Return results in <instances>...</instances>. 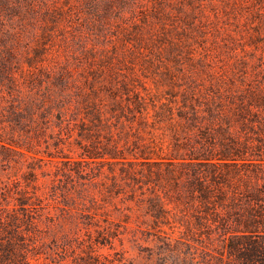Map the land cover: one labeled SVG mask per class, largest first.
Segmentation results:
<instances>
[{
  "label": "trees",
  "instance_id": "16d2710c",
  "mask_svg": "<svg viewBox=\"0 0 264 264\" xmlns=\"http://www.w3.org/2000/svg\"><path fill=\"white\" fill-rule=\"evenodd\" d=\"M117 39L119 65L75 73L0 38V169L29 159L0 177V264H134L97 248L132 221L166 248L218 242L220 264H264V68L162 69L152 37ZM56 223L85 236L47 242Z\"/></svg>",
  "mask_w": 264,
  "mask_h": 264
},
{
  "label": "rangeland",
  "instance_id": "374dc122",
  "mask_svg": "<svg viewBox=\"0 0 264 264\" xmlns=\"http://www.w3.org/2000/svg\"><path fill=\"white\" fill-rule=\"evenodd\" d=\"M124 27L140 30L144 39L152 37L153 52L143 48L142 58L151 53L154 65L162 69L181 65L252 73L264 68V0H0V38L22 55L41 50L44 59L37 63L48 69L66 65L76 73L88 63L119 65L125 47L117 36ZM172 44H179L178 53L177 48L170 49ZM136 61L143 63L137 57ZM14 158L17 167L0 169L2 179L28 168L26 156ZM39 164L38 182L45 189L50 175L41 171L51 166L41 169ZM84 236V229L75 234L68 223H56L46 240L68 239L76 246ZM97 248L103 254L123 252L134 264H220L218 242L166 248L146 239L133 221L112 246Z\"/></svg>",
  "mask_w": 264,
  "mask_h": 264
}]
</instances>
